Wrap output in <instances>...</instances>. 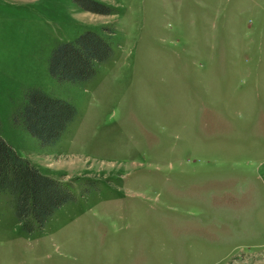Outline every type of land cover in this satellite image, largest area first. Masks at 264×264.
Masks as SVG:
<instances>
[{"label": "rangeland", "instance_id": "374dc122", "mask_svg": "<svg viewBox=\"0 0 264 264\" xmlns=\"http://www.w3.org/2000/svg\"><path fill=\"white\" fill-rule=\"evenodd\" d=\"M0 0V134L71 188L26 233L0 194V264H264V0ZM93 30L112 56L53 78ZM75 108L42 146L14 115L29 89Z\"/></svg>", "mask_w": 264, "mask_h": 264}, {"label": "trees", "instance_id": "16d2710c", "mask_svg": "<svg viewBox=\"0 0 264 264\" xmlns=\"http://www.w3.org/2000/svg\"><path fill=\"white\" fill-rule=\"evenodd\" d=\"M86 11L111 14L112 9L92 0H75ZM112 56L110 42L93 30L85 31L71 42L59 43L50 53L48 71L57 81L83 82L92 78L95 65ZM23 106L14 115L16 122L39 140L42 146L56 142L75 119V108L63 99L39 89H29ZM10 197L20 227L26 233L43 228L47 220L71 201L70 186L43 174L22 158L0 134V194Z\"/></svg>", "mask_w": 264, "mask_h": 264}]
</instances>
